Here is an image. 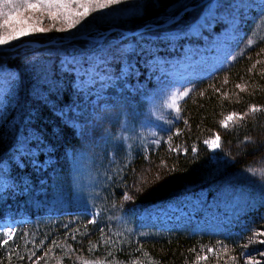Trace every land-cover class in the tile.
Masks as SVG:
<instances>
[{"label":"trees","instance_id":"1","mask_svg":"<svg viewBox=\"0 0 264 264\" xmlns=\"http://www.w3.org/2000/svg\"><path fill=\"white\" fill-rule=\"evenodd\" d=\"M177 1L144 0L141 18L81 32L90 39L61 43L66 35L49 31L23 39L46 45L27 49L9 44L13 49L0 52V71L11 70L14 76L11 94L5 95L10 104L0 113V175L6 181L0 192V222L10 220L17 229L7 245H0V264L249 262L252 252L244 251L243 240L264 225V203L247 209L234 230L222 236L193 234L182 227L160 238L141 239L111 228V217L177 201L199 187L215 195L227 188L244 191L263 179L264 0L245 20L237 43L240 54L209 75L188 80V95L179 99V113L172 110L173 119L157 146L137 142L116 172H99L100 188L91 198L94 212L71 201L50 205L55 198H73L77 158L99 163L126 147L116 137L126 123L136 121L142 96L157 84L148 59L156 53L171 56L176 50L164 48L167 35L185 33L190 25L186 14L195 12L183 13L179 24L152 28L177 15L182 7L169 6ZM261 23L262 32L252 34ZM114 27L120 30L96 38L98 31ZM141 27L135 35L122 32ZM136 42L139 48L128 50ZM96 51L105 54L104 67L99 79L85 85L63 55ZM252 106L259 110L251 111ZM233 113L237 116L231 124L222 126ZM217 136L220 163L212 161L205 145ZM2 239L7 238L0 235Z\"/></svg>","mask_w":264,"mask_h":264},{"label":"rangeland","instance_id":"2","mask_svg":"<svg viewBox=\"0 0 264 264\" xmlns=\"http://www.w3.org/2000/svg\"><path fill=\"white\" fill-rule=\"evenodd\" d=\"M143 1L124 0L120 5L111 6L110 14H103L107 10L91 13L80 25L67 31H57L56 29L66 28V25L60 19H49L46 11L25 10L21 15L23 18H27L28 25L50 29L49 31L66 35L62 38L64 40L65 38L77 36L82 31L93 30L96 27L101 28L121 19L127 21L138 20L142 16ZM190 2L192 0H179L174 2L175 4L169 5L172 9H181V7L182 9L173 18L152 27H165L173 23L179 24L177 21L183 13L190 10L195 11L186 14V16H189L185 20L186 24L190 25L185 33L167 35L170 40L164 48L168 50L175 49L176 51L168 57L156 53L154 57L148 59L152 70H155V72L153 71V79L156 80L157 84L155 83V87L151 89L149 94L142 96L144 103L140 109L138 107L134 112L137 117L136 121L126 123L123 131L116 137L121 143H125L126 147L122 145L124 150L120 152L114 150L110 157L104 159L103 162H94L96 165L89 157V160L77 158L73 170V198H55L50 203L52 207L71 201L74 202L72 204H75L76 207L94 212L91 198L99 184V172H116L120 168L123 157L127 154L129 148L137 142H142L150 147L157 146L158 143L155 141L162 140V136L166 132L164 131L166 124L173 119L171 113L172 110L174 112V109L166 107V103L174 94L188 92L186 90L188 86L186 85L191 77L209 75L212 71L231 62L240 54L242 47H239L237 43L244 35L245 20L249 17L250 11L257 9L263 3L262 0H209L204 4L196 5ZM189 7L190 9H188ZM180 12L182 14L178 16ZM1 18L3 19V17ZM262 24L252 34L259 35L262 32ZM111 29L114 30L115 27L108 30ZM115 30L120 29L116 28ZM49 31L31 33L18 40L10 41L9 44L16 46L15 48L26 47L27 49H31L35 44L43 46L46 43L23 41V39L48 34ZM107 31H98L100 35L96 38L105 37L108 34ZM249 36L250 32L248 40H250ZM176 39H178V43H176ZM62 40L61 43H68L62 42ZM244 40L246 41V38ZM9 44L0 46V49L6 48V50L0 52L13 49V47L8 46ZM127 48L130 51L136 50L139 48L138 42ZM104 57L105 54L99 51L63 55L64 61L71 68L78 71L80 81L85 85L92 84L95 78L99 79L100 70L104 67ZM31 62L33 64L35 60L34 62L31 60ZM11 75L9 71H0V113L6 111L7 105L10 104L8 96L5 97V95L10 96L11 94L9 89L11 84L14 83V79H12L14 76ZM98 92H101V90L95 93ZM232 121H228L227 125L231 124ZM214 138H210L209 141ZM205 145L210 150L212 161L220 163L223 160V157L219 155L220 143L219 147L215 149L209 147L206 143ZM262 178L261 181H257L258 185L252 186L253 188H245V192L241 189L230 190L227 188L222 192L211 195L205 187H199L177 201L149 210H136L116 218L111 217V221H113L111 228H115L120 232L128 230L141 239L160 238L170 234L174 229L182 227L193 234L222 236L234 230L240 217L247 209L264 203V176ZM5 182V178L0 175V192L4 190ZM99 188L100 186L97 188L98 191ZM251 190L252 192H250ZM94 214L99 216L98 212ZM0 224L4 225L3 232H7L9 230L8 226H12L13 222L6 220L0 222ZM5 238L7 237L5 236ZM243 241L244 251L246 253L252 252L249 256V262L251 264H264V243H260V241H264V225L247 235Z\"/></svg>","mask_w":264,"mask_h":264},{"label":"snow or ice","instance_id":"3","mask_svg":"<svg viewBox=\"0 0 264 264\" xmlns=\"http://www.w3.org/2000/svg\"><path fill=\"white\" fill-rule=\"evenodd\" d=\"M123 2L124 0H0V17H3V19L0 20V29H2V31H0V46L7 45L10 41L18 40L31 33L47 32L50 30L28 25L27 18H23L21 15L25 10L46 11L49 19H60L66 25V28L56 29L57 31H67L80 25L91 13L107 10L103 14H110L111 6L120 5ZM12 79H14V77H12ZM237 87L240 86L238 85ZM186 95H188V92H181L178 95L174 94L165 106L179 113L180 108L178 107V101ZM258 110L256 106H252L251 108L253 112ZM236 116L237 114L235 113L226 116L224 120L221 121L222 126L227 127V122L233 120ZM239 118L242 119V117ZM155 142L159 143L160 141L156 140ZM218 142V136L211 141H205V143L213 149L219 147ZM248 171L256 173L257 169L249 167ZM90 223H95V220H91ZM3 227L4 225L0 224V235L6 236L7 239L0 240V245H7L9 240L13 239L17 229L9 225V230L3 232ZM260 243H264V241H260ZM207 251L212 253L213 249L209 248ZM38 259L39 258H37V260ZM33 264H36V262L33 261ZM246 264H251V262H246Z\"/></svg>","mask_w":264,"mask_h":264},{"label":"water","instance_id":"4","mask_svg":"<svg viewBox=\"0 0 264 264\" xmlns=\"http://www.w3.org/2000/svg\"><path fill=\"white\" fill-rule=\"evenodd\" d=\"M207 1H209V0H203V1H201L199 4H204V3H206ZM188 9H190V7H189ZM181 12H182V11H181ZM181 12L178 14V16L182 14ZM177 18H178V17H177ZM175 19H176V18H175ZM143 29H144V28H139V29L135 30L134 32H131V31H128V30H123L122 32H123L124 34H126L127 36H131V35H134V34H136V33H139V32L142 31ZM114 30H115V29H114ZM114 30H113V29L108 30L107 33H110V32H112V31H114ZM74 39H90V38H89V36H87V34L85 33V34H79V35H77V36H73V37L65 38L64 40H62V42H69V41L74 40ZM2 50H6V48H1L0 51H2ZM7 50H8V49H7Z\"/></svg>","mask_w":264,"mask_h":264}]
</instances>
